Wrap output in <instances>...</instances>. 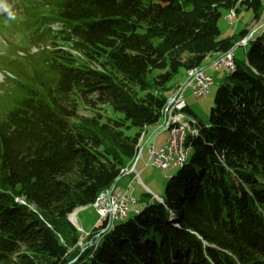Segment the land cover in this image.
<instances>
[{
	"label": "trees",
	"instance_id": "16d2710c",
	"mask_svg": "<svg viewBox=\"0 0 264 264\" xmlns=\"http://www.w3.org/2000/svg\"><path fill=\"white\" fill-rule=\"evenodd\" d=\"M46 2L83 60L50 53L0 114V264H264V0ZM240 8L263 27L245 59L235 57L209 123L189 110L198 131L163 202L149 197L80 247L70 216L131 168L175 78L250 35L220 39L223 13ZM81 106L93 111L80 115Z\"/></svg>",
	"mask_w": 264,
	"mask_h": 264
},
{
	"label": "rangeland",
	"instance_id": "374dc122",
	"mask_svg": "<svg viewBox=\"0 0 264 264\" xmlns=\"http://www.w3.org/2000/svg\"><path fill=\"white\" fill-rule=\"evenodd\" d=\"M47 0H0V114H6L15 105V100L21 96L18 82L31 79L33 73L43 70V59L50 53L63 51L71 53L76 58L82 59L83 56L77 51L72 50L70 44L64 40V28L56 19H52L50 9L47 7ZM46 3V4H45ZM253 14L240 8V13L234 21L227 20V12L219 22L221 30L220 39H229L238 35L243 30L252 32L255 30V36L258 37L260 29L254 21ZM234 23L231 25V23ZM63 36V37H62ZM249 45L244 49L236 46L234 53L237 60H244ZM213 61V60H212ZM14 63V64H13ZM210 60L206 61L204 67L207 73L213 78L214 83L209 92L196 98L191 88H186L185 99L189 110L195 117L204 124H208L211 115V109L214 107L215 98L218 89L226 82L229 73L226 69H217L211 66ZM45 65V64H44ZM93 68H99L93 65ZM15 72H19L22 78ZM188 71H182L176 78L181 86L187 85ZM187 74V75H186ZM177 88V89H178ZM175 89V91L177 90ZM174 91V92H175ZM173 92V93H174ZM102 113L108 117L115 115L106 107H99ZM80 115H89L93 109L90 106H81ZM163 124V120L160 121ZM161 124V125H162ZM161 125L152 126V129L161 127ZM135 131L130 132L133 135ZM168 138V133L161 135L160 144ZM146 157L145 155H143ZM144 160V159H143ZM144 162H146L144 160ZM179 167H172L164 172L156 167L149 166L144 168L141 164L138 167L139 178L135 173L127 174L119 181L121 190H128L132 199L137 200L138 204L146 202L151 196L162 197L168 180L175 176ZM149 196H146V195ZM135 206L133 210L138 208ZM72 217V216H71ZM70 217V218H71ZM77 223L74 225L82 234L80 247L85 248L88 239V233L94 228L99 229V233H104V226L100 216L94 207L82 209L76 212ZM100 220V221H99ZM74 223V222H73ZM119 221L116 222L118 224Z\"/></svg>",
	"mask_w": 264,
	"mask_h": 264
},
{
	"label": "bare ground",
	"instance_id": "6f19581e",
	"mask_svg": "<svg viewBox=\"0 0 264 264\" xmlns=\"http://www.w3.org/2000/svg\"><path fill=\"white\" fill-rule=\"evenodd\" d=\"M238 16V14H236L235 12H230L227 16V20H230V21H234V18H236ZM234 24V23H233ZM231 24V25H233ZM255 30H253L252 32H250V35L245 38L242 43H240L238 45V47H245L248 42L250 41V39L252 38V35L254 34ZM235 56V53L234 51L232 52H229L227 54H221L219 56H217L213 61H212V64L211 66H214V64L218 63L220 60H226V58L228 57H232V56ZM215 67V66H214ZM224 67V66H223ZM217 68V69H226L225 67L224 68ZM198 70H204L205 73L211 77L208 73H207V70L205 67L203 68H196L194 70H190L188 71V77H187V83H188V79H193V77H195V75L198 74ZM236 70V61L235 59L233 60V62H230V68L227 70L228 73H233L234 71ZM186 74V75H187ZM212 78V77H211ZM213 80V78H212ZM213 83H214V80H213ZM187 86V85H186ZM186 86H181L180 88H178L171 96V99L170 101H173L171 106L174 104V103H177V98H178V95L179 93H185V90H186ZM213 86V84H212ZM211 86V87H212ZM210 87V88H211ZM210 90V89H209ZM169 101V102H170ZM171 106L167 107L165 112H164V116L162 118L163 120V124L162 123H159L158 125L162 124L161 127L156 131V135L155 137H159L161 135H165L168 133V138L166 139L165 143L163 146H161L160 148H156L157 151H160L162 150L166 145H167V152H171V160H176L174 164H172L171 166L167 167L166 169H162V168H159V167H156V166H153V167H156L164 172L170 170L172 167H179L180 169L186 164V162L188 161V158H189V149L187 148V139H188V136L191 135V134H196L197 133V127H196V124L194 123V121H196L189 113V108L187 106V103L186 102H182V104H179L176 108H174V114H173V117L171 119V128H178L179 126V123L182 121V122H189L191 127H187V130H180L179 134H178V137H177V148H175V143H168L167 142L169 141L170 139V130H166L165 128H167L168 126V113L170 112V109H171ZM157 126V125H156ZM150 128V127H149ZM148 129V128H147ZM146 129V130H147ZM146 130L142 133V136H141V139L139 141V145H138V148H139V151L137 152V156L134 160V162L132 163V166L129 170H126V173L124 176H126L127 174H131V173H139L140 175V172L138 171V165L139 163L142 162L143 164V167L144 168H147L145 166V163L144 162V157L143 155H145L146 153V157H147V150L155 144H152L151 146H149L148 148L147 145L145 144L144 145V138H145V134H146ZM180 155V156H179ZM147 161V160H146ZM149 167V166H148ZM136 169V171H132ZM136 175V174H135ZM119 186V183H116L114 186H112L109 190H107L105 193H103L102 195H100V197L98 198V200L96 201V203L92 206L95 208V205L96 204H100L101 201L103 200V197L106 195L107 192H111L113 189L117 188ZM130 188V186H129ZM129 188L127 190H129ZM155 200L156 197L154 196L153 197ZM130 200H135V199H132V197L130 196ZM158 201V200H157ZM138 205V202L136 200V205ZM133 206V208L135 207ZM132 208V209H133ZM140 209L138 208H135L133 210L134 214H139ZM132 212V211H131ZM130 212V213H131ZM72 220L73 222L76 224L77 223V218H76V213H74L72 215ZM128 217H124L123 219H116L115 220V224L114 225H111V228H113L115 225H116V222L119 221H123L125 219H127ZM100 221V220H99ZM102 234V233H101ZM101 234L99 233L97 235V238L99 236H101ZM88 237L90 235V233L87 234Z\"/></svg>",
	"mask_w": 264,
	"mask_h": 264
},
{
	"label": "built area",
	"instance_id": "2783aa9c",
	"mask_svg": "<svg viewBox=\"0 0 264 264\" xmlns=\"http://www.w3.org/2000/svg\"><path fill=\"white\" fill-rule=\"evenodd\" d=\"M233 24V22L231 23ZM235 56L226 58V60H220L218 63L214 64L216 68H226V71L230 68V62H233ZM223 67V68H224ZM213 84V80L209 77L204 70H198V74L193 77V79H188L186 88H191L193 95L196 98H201L205 96L210 87ZM186 91V90H185ZM182 102H186L185 93H179L177 98V103L171 106L170 112L168 113V126L166 130H170V139L168 143H175V148H177V137L180 130H187V127H191L189 122H180L178 128H171V119L174 114V108H176ZM180 156V155H179ZM176 160H171V152H167V145L160 151H157L155 146L152 145L147 150V161L145 166H156L162 169H166L175 163ZM139 178V173H135ZM136 205V200H130V195L128 190H121L118 186L111 192H107L103 197L100 204L95 205V209L100 216L102 223H106L103 227L104 231L111 229V225L115 224L116 219H123L128 217L132 211L133 206Z\"/></svg>",
	"mask_w": 264,
	"mask_h": 264
},
{
	"label": "crops",
	"instance_id": "0c3cea01",
	"mask_svg": "<svg viewBox=\"0 0 264 264\" xmlns=\"http://www.w3.org/2000/svg\"><path fill=\"white\" fill-rule=\"evenodd\" d=\"M227 16H228V13H227ZM216 57H217V56L215 55L214 57H211V58L208 59V60H210V61L212 62V60H214ZM208 60H207V61H208ZM160 125H161V124H160ZM159 128H160V127L156 128V129H152V128L150 127V128H148V129L146 130V134H145V138H144V145H145V144L147 145L146 148H148V147L151 146L152 144H155V147H156V148H159V139H160V136L157 137V138L155 137V135H156V131H157ZM165 141H166V140H165ZM165 141H163V143L160 144V147L164 145ZM144 160L146 161V160H147V157H144ZM140 164L143 166L142 162L139 163V165H140ZM139 165H138L137 167H139ZM124 177H125V176H124ZM125 178H126V177H125Z\"/></svg>",
	"mask_w": 264,
	"mask_h": 264
},
{
	"label": "water",
	"instance_id": "95a60500",
	"mask_svg": "<svg viewBox=\"0 0 264 264\" xmlns=\"http://www.w3.org/2000/svg\"><path fill=\"white\" fill-rule=\"evenodd\" d=\"M172 102H173V101H170V102H169L168 107L171 106ZM132 171L134 172V171H136V169H134V170H132ZM155 197H156V199L158 200V202H163L162 198H160V197H158V196H155ZM71 216H72V215H71ZM71 216H70V217H71ZM69 220H70L71 223H73L72 218H69ZM73 224L75 225V223H73ZM75 226H76V225H75ZM74 263H75V261H73V262L70 263V264H74Z\"/></svg>",
	"mask_w": 264,
	"mask_h": 264
}]
</instances>
